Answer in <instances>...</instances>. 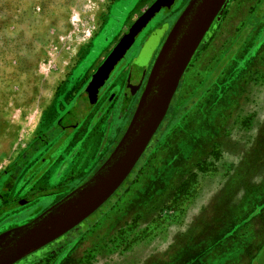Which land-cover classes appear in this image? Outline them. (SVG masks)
Instances as JSON below:
<instances>
[{
  "label": "rangeland",
  "instance_id": "374dc122",
  "mask_svg": "<svg viewBox=\"0 0 264 264\" xmlns=\"http://www.w3.org/2000/svg\"><path fill=\"white\" fill-rule=\"evenodd\" d=\"M145 1L0 0V177L23 150L69 108L95 66L147 5L142 4ZM188 2L178 0L172 6V22ZM225 7L220 28L222 35L204 46L191 60L181 78V89L179 85V91L175 92L172 102L177 99L173 109H179L181 102L189 103L192 99L197 104L184 118V130L179 133L181 138L172 146L168 158L174 160L179 152L182 155L188 150V144L193 147L204 141L202 145L206 148L232 137L225 144V153L227 159L233 160V165L199 175L188 193L168 202L151 223L145 217H133L136 212L143 211L151 197L159 195L161 188L154 187L153 183L145 186V192L125 203L130 212L121 213L120 207L107 212L113 197L73 232L15 264H29L32 259L58 248L57 255L51 257L49 263L56 264L72 250L70 260L64 264H136L131 261L137 249L147 256L151 252L149 243L154 238L169 236L175 240L195 233L194 242L200 243V229L197 232L191 228L192 220L205 218L204 223L199 222L206 228L202 234L207 238L217 235L225 225L214 218L220 216V219L229 220L224 212L231 209L241 215L249 209L261 212L262 218L255 221L260 240L250 228L247 234L234 239L239 243L250 240V243H258L257 246L264 244V187H256V183L264 180V0H230ZM163 12H159L145 29L154 28L163 21ZM159 44L160 41L153 50L151 62ZM245 73L249 74L245 77ZM129 88L127 84L126 93L131 90ZM200 101L206 116L203 120H200ZM237 108L240 113L231 116ZM230 120L235 121V126L243 123L244 127H234ZM126 124L127 121L120 124L113 142L119 139ZM240 131L246 132L241 134ZM159 136L157 132L156 137ZM210 159L209 162H213V155ZM146 171L144 167L137 177H142ZM137 177L130 189L144 188ZM79 183L81 181H77ZM26 190L23 198L46 192L45 188L38 191L36 187ZM256 192L258 196L252 198L253 202L246 200V195ZM45 200L42 195L33 205L25 206L16 215L17 219L0 228V233L40 215L50 203ZM6 214L0 213L1 218L10 219L14 213L8 217ZM182 242L178 243L181 244L179 249L168 254L173 260L171 264H183L189 260L187 257L193 256L182 245L186 241ZM256 258L257 263L264 262V247ZM144 262L145 257H141L137 264Z\"/></svg>",
  "mask_w": 264,
  "mask_h": 264
},
{
  "label": "flooded vegetation",
  "instance_id": "af4514ba",
  "mask_svg": "<svg viewBox=\"0 0 264 264\" xmlns=\"http://www.w3.org/2000/svg\"><path fill=\"white\" fill-rule=\"evenodd\" d=\"M154 1L155 0H146L145 2H143L142 4L147 5L141 10L135 20L139 16H141L144 11L153 4ZM177 1L178 0H176L174 4ZM172 6L170 8H161L159 10V12L164 11L162 15L163 21H159L154 28L151 27L145 29L150 23V20L148 24L142 29V31L136 36L133 45L128 49L123 58L115 65L105 83L98 89L95 100L92 99L91 102V99L86 91V87L91 81L92 75L103 63V61L106 59V57L109 55L116 44L105 56H103L100 63L95 66L94 70L89 75L81 90H79V93L75 96L72 102L69 103V108H67V110L64 109L63 112L58 116V118L56 119V123L48 130L42 132V134H40V136L36 140L32 141V143H30L23 150L21 155L16 158L12 165L4 171V173L0 177V213H7L6 216L11 213L14 214L10 219L1 218L2 215H0V228L5 223L12 222L17 219L19 212L23 208H25V206L33 205L34 202L39 199V196L44 195L46 199L45 201H50V203L47 204L43 210L45 211L46 209L50 208L65 196L70 194L72 191H74L84 181L88 180L99 169L101 164L106 161V159L114 150L115 146L118 144V141H120V138H122V134L125 133L136 109L139 98L142 94L154 60L158 55V52L160 51V48L163 45L175 21L177 20L176 18L172 22ZM225 8L226 7L222 9L220 14L214 20L213 24L210 27V31L208 30L210 34L206 33V37L203 38L192 59L202 51L204 46L213 42L216 37L222 35L220 34V28L224 21ZM158 13H156V15ZM130 27L131 26H128L122 32L123 35L129 31ZM161 29H164V33H162V36L160 38V44L156 52L157 55L155 54L152 62L149 61L148 64L144 67L140 64V62H138L139 56L146 43L149 41L151 35ZM125 66L126 68H124ZM189 67L190 64L188 65L186 71ZM247 74L249 73H245V77L247 76ZM127 84L129 85L131 90L126 93L125 87ZM179 85L181 89V84L179 83ZM177 90L179 91L178 88ZM176 99L177 97L175 98L174 103L171 101L168 112L169 110H173ZM186 105L188 106V103H186ZM183 106V102H181V107ZM236 110V113L234 110L232 111L231 116L236 117L237 114L240 113V109L237 108ZM186 114L188 115L187 112ZM164 120L159 127L160 129L158 128L159 131L157 130L158 134H160L161 130L167 122V120L165 122ZM125 121H127L125 129L123 130L119 139L113 142V137L118 131L120 124ZM231 123L234 127H244L242 125L243 123L241 125L235 126L234 120L231 121ZM157 132L155 134H157ZM244 132L240 131L241 134H244ZM154 137L155 135L153 136V138ZM153 138L151 139V141L155 142V140L153 141ZM231 139L233 138L231 137ZM112 143H114L113 147H111ZM142 157L143 155L141 156V158ZM141 158L139 159V161L141 160ZM139 161L137 162L133 170L129 173L127 178L124 180V182L122 183L123 185L121 184V186L115 191V193L108 199L109 201L114 197L112 203H110L107 208V212L110 210V208L114 207H120L121 210L119 209V211H122L121 213H124L123 211L130 212L126 207V204L129 202L131 197L137 198V196H139L141 192H145V190L147 189L144 185V188H139L138 190H134L132 188L130 189L134 180L139 175ZM151 176L152 181L150 183H153L155 187V175L151 174ZM142 178L143 176L137 177V180L141 182ZM77 181H81V183L77 184ZM19 182L20 185H18ZM30 187H36L38 191L45 188L46 192L40 191L38 192L39 194L31 196L30 198H23V195L27 191L26 189ZM119 196H121L120 200H123V204H118L120 200H117V197ZM24 201H27V203H24ZM99 209H101V207ZM154 209L155 207H153V209L144 207L142 212H136L133 219H135L136 217L144 218L147 212ZM38 214L32 216L31 220L36 218ZM77 227H79V225ZM77 227H75L68 233L73 232L75 229H77ZM58 239H56L55 241H57ZM129 240H131V238ZM177 240L178 242H182L188 239L180 237ZM191 240H194V238H192ZM55 241L48 244V246L53 244ZM149 244V249L151 251L150 254L146 256V254L140 252V248H138V254L136 253L133 255L134 260H132L131 262H136V264L140 263L141 257H145L144 264H146L148 261H154L153 264H156L155 262H157V264H171L173 260L167 257L168 254L171 253L175 248V244L177 249L180 248L177 247L178 243L176 242V239L174 240L169 236L154 238V240ZM57 250L53 251L50 254L38 256V258L32 259L29 264H52L49 262L51 260V257L57 255ZM71 251L72 250H70L68 255L59 258L58 261H56V264H64L68 262L70 260ZM183 264H188V262H184Z\"/></svg>",
  "mask_w": 264,
  "mask_h": 264
},
{
  "label": "water",
  "instance_id": "95a60500",
  "mask_svg": "<svg viewBox=\"0 0 264 264\" xmlns=\"http://www.w3.org/2000/svg\"><path fill=\"white\" fill-rule=\"evenodd\" d=\"M176 0H155L131 25L92 75L86 91L98 89L133 45L136 36ZM228 0H190L156 56L136 109L122 138L99 169L81 186L26 224L0 233V264H15L68 233L98 210L133 170L163 122L180 80L197 48ZM164 29L154 32L138 62L150 61ZM93 100V101H94Z\"/></svg>",
  "mask_w": 264,
  "mask_h": 264
},
{
  "label": "trees",
  "instance_id": "16d2710c",
  "mask_svg": "<svg viewBox=\"0 0 264 264\" xmlns=\"http://www.w3.org/2000/svg\"><path fill=\"white\" fill-rule=\"evenodd\" d=\"M208 89L211 90V86H208ZM208 89H206V92ZM206 96L205 94V97ZM202 98L203 97H200V99ZM204 99L207 100V97ZM209 103L213 104L214 102L209 101ZM188 104L190 106H187L183 101V107L180 106L179 109L169 110L164 120V122L166 120L167 122L161 130L160 136L156 137L157 134H155L156 139L155 137L153 138L155 142L151 141L146 152L139 161L138 167L140 168L138 173L140 174L144 167L147 170L143 175L141 183L143 182L144 186H147L152 181L151 174H153L155 175L154 181L156 182V187L161 188L159 195L151 197L147 206H145V208L151 209L155 207L154 210H147L149 212L145 215V218H147L149 222L154 221L153 219L157 217L161 209L166 207L168 202L188 193L189 187L194 183V180L198 179L199 175L201 176L212 169L221 170V167H225L228 164L229 159L226 158L225 144L227 141L232 140L231 137L228 140L218 141L214 146L207 145V149L205 147L203 148L202 144H204V141L198 142L193 147L191 144H188V150L182 155L179 152V157L176 158L175 156L174 160L168 158V153L172 151V146L174 147L178 139L181 138V134L179 133H182L184 130L183 120L187 117L186 112L188 113L190 110L195 109L197 101L192 99ZM203 118L205 119L206 116L203 114L202 103L200 101V120H203ZM214 149L217 151L212 152ZM212 155L213 162H209ZM152 158L155 159L152 160ZM227 172H229V168L226 173ZM256 187H264V180L258 184L256 183ZM254 196L256 198L258 193L246 195L245 198L253 202L252 198ZM120 197L121 196L117 197V200H120ZM224 213L225 216L228 215L229 220L220 219V216L214 218V221L224 223L225 226L221 229L223 231L218 232L217 235L210 236V238L202 234V231L206 228L199 225V222L204 223L205 218H202L200 221L192 220L190 222L193 230L197 229L198 232V229H200V243L194 242L196 238L194 235L195 233H192L188 237H184L188 240H186V246H184L185 244L182 245L193 255L192 257H187V259H189L186 261L188 264L257 263V253L263 249L264 244L261 246L259 245L261 247L259 249V246H257L258 243H250V240L239 243L234 237L238 238L239 236H244L247 234V228H250L251 232L256 235V239L259 241L260 238L256 234L259 229L256 231L255 221L262 218L261 212L259 210L249 209L244 211L241 215L234 209H231L230 212ZM179 238L180 237L176 238L177 243L180 242L177 240ZM192 238H194V240H191ZM178 245L181 246V244H177V247H179ZM199 246L200 249H198ZM174 247L173 250L177 249L176 244ZM262 264H264V262Z\"/></svg>",
  "mask_w": 264,
  "mask_h": 264
},
{
  "label": "crops",
  "instance_id": "0c3cea01",
  "mask_svg": "<svg viewBox=\"0 0 264 264\" xmlns=\"http://www.w3.org/2000/svg\"><path fill=\"white\" fill-rule=\"evenodd\" d=\"M233 163H234L233 160H228V164H229V165H233ZM231 171H232V167H231V169H230V172H231ZM242 264H245V262H243Z\"/></svg>",
  "mask_w": 264,
  "mask_h": 264
}]
</instances>
